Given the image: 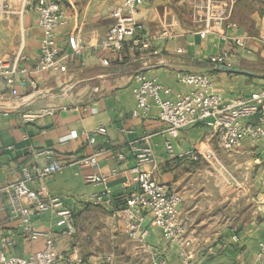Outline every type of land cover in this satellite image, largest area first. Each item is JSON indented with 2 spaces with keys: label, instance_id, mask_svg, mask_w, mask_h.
Wrapping results in <instances>:
<instances>
[{
  "label": "crops",
  "instance_id": "crops-1",
  "mask_svg": "<svg viewBox=\"0 0 264 264\" xmlns=\"http://www.w3.org/2000/svg\"><path fill=\"white\" fill-rule=\"evenodd\" d=\"M57 1L67 17L66 24L57 29L67 65L60 73L34 70L42 37L38 0H28L23 8L20 0H10L12 9L22 8L20 13H3L0 3V58L17 67L13 84H8L6 74L0 71V108L12 109L0 112V188L19 180L25 164L53 159L67 163L63 170L30 182L48 196H60L74 215L76 233L58 235L55 241L60 264H75L78 258L85 264H152L162 259L165 264H183V250L208 264H264L258 256L264 251V141L252 142L247 137L226 151L212 129L197 122L181 131L174 141L175 154H170L158 107L152 104L148 112L135 114L133 92L134 77L143 72L170 89L164 97L174 99L192 89L179 81L178 73L193 72L207 74L224 99L252 97L264 87V76L224 71L194 61L215 63L211 56L227 50L232 53V66L264 74V0H233L222 30L206 36L201 35L204 12L196 9V0H140L137 17L144 24L143 34L150 47L135 59L127 50L119 56L102 47L115 22L113 11L124 0ZM224 34L230 38L224 39ZM70 35L81 39L79 51L70 47ZM234 37L244 39L246 46H237ZM104 58L109 63H104ZM64 84L58 92L40 95ZM12 89L18 91L19 100ZM42 108L52 113L37 116ZM252 120L258 122L259 116ZM99 126L106 127V134H95ZM91 135L96 136L93 143ZM133 145L151 149L154 161L143 169L181 193L184 243L165 240L149 213H144L141 221L142 230L148 231L142 240L125 231L117 209L134 189L131 169L141 150ZM207 148L218 152L237 182L216 173L202 157L194 160L179 155ZM36 149H53L54 158L36 159ZM117 152H122L124 159L114 156ZM94 153H100L96 166L75 162ZM93 173L105 174L108 179L96 185L87 180ZM106 189L113 203H95L94 197ZM56 219L54 211L48 210L33 216L32 221L40 230L51 231ZM0 229L13 239L8 254L29 256L44 247L43 238L31 243L23 240L20 219L11 215L2 192Z\"/></svg>",
  "mask_w": 264,
  "mask_h": 264
},
{
  "label": "built area",
  "instance_id": "built-area-1",
  "mask_svg": "<svg viewBox=\"0 0 264 264\" xmlns=\"http://www.w3.org/2000/svg\"><path fill=\"white\" fill-rule=\"evenodd\" d=\"M21 7L27 5L28 0H20ZM140 0H124V2L113 11L115 22L108 28L102 47L110 50L119 56L127 50L132 59L140 57L149 47V39L143 34L144 24L138 19V5ZM205 11L202 20L205 22L202 36L210 31L222 30L224 24L230 18L233 0H205L197 5ZM12 9L9 4H3V13H20ZM39 11L38 25L42 29L40 41V58L34 66L35 71L49 69L54 73L67 70V65L62 60L61 50L58 45L57 29L67 22L65 10L57 0H38ZM231 25H235L232 23ZM167 34V32H165ZM224 39H229L226 34ZM233 41L237 46H246V41L242 38L234 37ZM70 47L74 51L81 48V39L77 35L69 36ZM210 60L215 63L233 65L232 53L222 51V53L211 56ZM104 63L109 61L104 58ZM16 65L9 64L0 58V71L4 72L8 84H13ZM135 85L133 92L136 98L135 114L148 112L152 104L158 107L159 118L166 125L167 139L165 147L170 154L174 152V141L179 138L181 131L197 122H204L217 138L219 145L226 151H232L239 143L249 138L252 142L264 141V88L254 93L252 97H238L224 99L214 90V84L210 77L204 73L180 72L178 79L181 83L192 87L191 90L180 93L176 98L164 97L163 93H168L166 88L156 78L139 72L135 75ZM14 98L19 100V93L12 89ZM52 113L49 108L40 109L36 115ZM259 116V121L254 122L253 117ZM95 134H106L104 126L95 129ZM91 143L96 141V136L91 135ZM136 150H141L133 172L134 189L124 200L120 208L117 209L121 220L124 223L127 234L137 240H142L147 234V229L142 230L141 221L144 213H149L153 217V223L162 230L163 238L170 242L184 243L186 226L181 215L180 204L182 195L178 191L171 189L168 185L161 183L153 177L151 172L143 169L147 163L154 161V156L149 148H139L133 145ZM53 149H36L33 156L39 159L42 156L54 158ZM94 153L89 156L77 159L75 162L81 166H96L98 155ZM180 156L190 155L194 160L202 157L212 167L216 173L225 176L228 180L237 182L235 175L224 167L221 158L215 149L187 151ZM114 156L124 159L122 152H117ZM67 163L51 160L40 164L38 161L32 164H25L21 167L22 177L2 188L9 202L11 215L20 219L23 240L31 243L39 238L44 239V247L29 256L8 254L6 249L13 244L10 235L3 233L0 229V264H60L61 256L56 249V238L58 235L72 236L77 231L74 215L69 208L63 205L60 196H48L43 189H36L30 182L50 176L63 170ZM108 176L105 174L93 173L87 176V180L96 185L105 183ZM95 203L106 202L112 204L113 200L110 190L106 189L94 197ZM54 211L57 219L54 223L55 229L42 231L34 225L33 216L40 215L45 211ZM183 264H208L201 260L194 259L190 251L180 252ZM259 258L264 262V251L259 253ZM108 259H111L108 257ZM166 260H154L152 264H165ZM75 264H85L80 258Z\"/></svg>",
  "mask_w": 264,
  "mask_h": 264
},
{
  "label": "water",
  "instance_id": "water-1",
  "mask_svg": "<svg viewBox=\"0 0 264 264\" xmlns=\"http://www.w3.org/2000/svg\"><path fill=\"white\" fill-rule=\"evenodd\" d=\"M194 64H203V65H208V66H211V67H214L216 69H221V70H224V71H234V72H241V73H248V74H253V75H258V76H264L263 73H258L254 70H250V69H242L240 67H237V66H231V65H227V64H222V63H203L202 61H194ZM66 85H59V86H56L52 89H49L47 91H44L42 93H40L41 96H44V95H48L50 93H55V92H58L60 91L61 89H63ZM14 109H20L19 108H14ZM13 109V110H14ZM8 110H12V109H8V108H0V112H7ZM133 264V263H131Z\"/></svg>",
  "mask_w": 264,
  "mask_h": 264
},
{
  "label": "rangeland",
  "instance_id": "rangeland-1",
  "mask_svg": "<svg viewBox=\"0 0 264 264\" xmlns=\"http://www.w3.org/2000/svg\"><path fill=\"white\" fill-rule=\"evenodd\" d=\"M9 1H10V0H0V3H1V9H2V5H3V4H9ZM202 1H205V0H196V2H195V7H196L197 10H199V11H203V12H204V11H205L204 8H198V7H197V5H198V4H201ZM227 1H228V0H227ZM201 20H202V19H201ZM202 22L205 24V22H204L203 20H202ZM262 71H264V69H263ZM263 88H264V87H263ZM260 89H262V87H261ZM260 89L256 90L255 93L258 92ZM7 104H10V103H7Z\"/></svg>",
  "mask_w": 264,
  "mask_h": 264
}]
</instances>
